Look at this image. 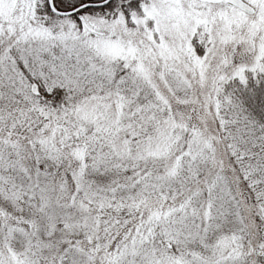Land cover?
Instances as JSON below:
<instances>
[{
  "label": "snow or ice",
  "instance_id": "6c2138e0",
  "mask_svg": "<svg viewBox=\"0 0 264 264\" xmlns=\"http://www.w3.org/2000/svg\"><path fill=\"white\" fill-rule=\"evenodd\" d=\"M0 264H264V0H0Z\"/></svg>",
  "mask_w": 264,
  "mask_h": 264
}]
</instances>
